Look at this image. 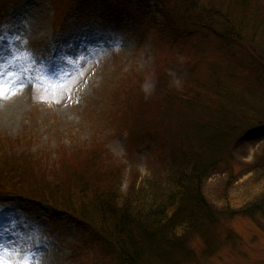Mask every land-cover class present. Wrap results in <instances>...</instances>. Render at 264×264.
Returning a JSON list of instances; mask_svg holds the SVG:
<instances>
[{
	"label": "trees",
	"instance_id": "trees-1",
	"mask_svg": "<svg viewBox=\"0 0 264 264\" xmlns=\"http://www.w3.org/2000/svg\"><path fill=\"white\" fill-rule=\"evenodd\" d=\"M52 3L58 17L72 6L93 4L114 21L128 18L153 32L156 64L122 81L113 99L129 152L137 145L151 147L155 165L143 180L139 168L133 170L126 194L119 179L127 166L94 138L90 146L45 151L0 136V195L25 196L68 214L82 236L76 264H181L193 237L217 243L206 228L216 227L230 208L210 203L206 184L213 174L232 169L243 134L264 127V5L260 0ZM211 42L220 48L202 84L201 71H190L191 61ZM173 72L182 79L179 90L172 85ZM146 79L155 82L149 99L141 91ZM257 167L264 176V150Z\"/></svg>",
	"mask_w": 264,
	"mask_h": 264
},
{
	"label": "rangeland",
	"instance_id": "rangeland-1",
	"mask_svg": "<svg viewBox=\"0 0 264 264\" xmlns=\"http://www.w3.org/2000/svg\"><path fill=\"white\" fill-rule=\"evenodd\" d=\"M0 9V136L45 151L90 146L94 138L127 166L119 179L126 194L133 170L139 168L142 180L150 176L155 150L137 145L129 152L113 94L156 64L153 32L128 18L114 21L93 4L72 6L61 17L52 0H6ZM219 48L211 42L191 61L200 83ZM240 146L229 173L213 174L206 184L210 203L230 208L216 227L206 228L218 242L193 237L181 264H264V176L254 168L264 127L250 128ZM81 237L68 214L25 196L0 195L4 264H76Z\"/></svg>",
	"mask_w": 264,
	"mask_h": 264
},
{
	"label": "clouds",
	"instance_id": "clouds-1",
	"mask_svg": "<svg viewBox=\"0 0 264 264\" xmlns=\"http://www.w3.org/2000/svg\"><path fill=\"white\" fill-rule=\"evenodd\" d=\"M170 75L173 77L172 85L179 90L182 87V79L177 77L174 72L170 73ZM141 91L143 92L145 99L151 98L155 91V82L151 79H146L141 84Z\"/></svg>",
	"mask_w": 264,
	"mask_h": 264
},
{
	"label": "snow or ice",
	"instance_id": "snow-or-ice-1",
	"mask_svg": "<svg viewBox=\"0 0 264 264\" xmlns=\"http://www.w3.org/2000/svg\"><path fill=\"white\" fill-rule=\"evenodd\" d=\"M0 264H4V261H3V259H0Z\"/></svg>",
	"mask_w": 264,
	"mask_h": 264
}]
</instances>
